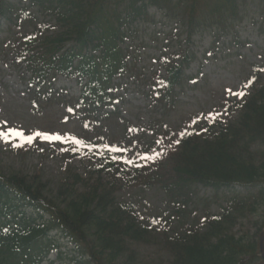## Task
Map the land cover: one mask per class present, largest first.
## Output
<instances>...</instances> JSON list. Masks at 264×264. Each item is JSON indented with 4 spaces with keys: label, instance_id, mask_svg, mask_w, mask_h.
<instances>
[{
    "label": "trees",
    "instance_id": "trees-1",
    "mask_svg": "<svg viewBox=\"0 0 264 264\" xmlns=\"http://www.w3.org/2000/svg\"><path fill=\"white\" fill-rule=\"evenodd\" d=\"M26 1L48 21L40 35L21 37L13 44V63L29 73L32 93L47 100L62 97L52 90L57 75L75 78L82 87L81 105L94 114L112 104L107 91L115 90L113 79L127 73H132L135 80L142 79L141 72L127 62L131 57L121 44L133 35L134 23L150 19L148 9L154 7L177 21L186 29L188 39L198 29L215 27L219 30L214 35L217 42L220 33L241 19L239 8L247 0ZM260 2L264 10V0ZM14 11L15 5L0 0V19H8ZM25 13L26 8L18 11L17 18L26 17ZM192 58L184 56L179 63L174 62V56L162 58L165 75L152 85L156 89L155 103L163 107L174 103V90L182 87L184 69ZM262 81L252 86L253 92L242 104L235 105L239 112L235 120L209 119L205 128L186 131L176 140L179 143L171 141L165 146V154L156 163L144 160L138 166L133 160L118 165L119 154L105 142L73 148L72 157H79L81 150L88 153L96 163L94 172L106 173L111 182L103 185L96 180L90 184L91 174L83 179L66 168L72 186L80 185L79 190H83L72 191L62 183L60 203L45 196L46 184L39 173L29 178L0 172V264H40L52 249L48 239L54 229L82 248L87 264H146L138 261L131 245L155 241L169 255L167 264H264L258 241L233 233L239 219L264 209ZM155 185L178 204L177 208L185 207L196 186L215 192L239 186L247 195H233L229 207L218 216L206 213L203 227L192 223L170 234L161 231L158 238L129 207L115 199L123 187ZM28 208L35 216L45 212L49 221L36 224L23 212ZM176 212L180 215L182 211Z\"/></svg>",
    "mask_w": 264,
    "mask_h": 264
},
{
    "label": "rangeland",
    "instance_id": "rangeland-1",
    "mask_svg": "<svg viewBox=\"0 0 264 264\" xmlns=\"http://www.w3.org/2000/svg\"><path fill=\"white\" fill-rule=\"evenodd\" d=\"M7 1L15 5V11L10 16L11 21L6 18L0 20V131L11 128L23 132L25 136L36 132L59 135L61 141L48 142L36 137L30 145H23L25 152L13 146L16 140L13 143L0 141V172L3 175L19 173L29 178L39 173L41 182L46 184L45 196L55 198L57 203L62 200L58 195L62 183L66 181V189L72 188V191L81 187L72 186L73 181L65 173L66 167L81 178H86L88 173L93 174L90 184L98 178L95 172L92 173L94 163L87 154L81 153L80 158L64 160L65 152L60 144L66 142L67 137L90 142L103 139L110 147L119 150L120 164L129 162L144 146L148 147L150 154L155 155L154 150L159 154L157 156H161V143L165 145L168 139L176 140L187 128L202 125L204 118L215 116L222 121L235 120L239 114L234 110L235 104L242 103L252 93L254 66L262 69L263 75L259 76L264 77V10L260 0H247L240 5V22L234 23L233 33H225L218 44H215L214 35L218 32L215 29H198L188 39L184 28L150 9L148 14L152 22L135 24L136 34L127 39L123 47L134 53V65L145 75L146 81L152 76H163L159 57L165 48H168L166 56H193L185 68L183 86L174 90V103L168 108L154 104L148 87L125 78L120 82L114 81L122 87L112 93L115 98L112 107H105L103 112H97L84 122L74 103L67 106L61 102L32 100L29 96V78L23 70L10 65L9 49L16 38L34 33L43 17L31 8V22L29 18L18 22L16 13L27 7L26 0ZM2 45L8 51L4 52ZM2 53L7 55L5 59ZM53 90L63 92L71 101L79 96L77 84L60 76L53 81ZM233 92H243L244 95L237 97L231 94ZM106 114L110 116L106 117ZM138 164L142 165V160ZM98 179L103 185L111 182L107 174ZM194 192L192 200L184 208H177L178 204L158 185L123 187L115 198L117 203L130 206L139 221L157 235L161 228L170 232L193 224L201 225L206 212L219 215L229 207L231 196L247 195L240 187L218 193L197 187ZM25 211L26 217H29L31 211ZM176 211L182 212L177 215ZM258 211L257 215L239 219L233 233L238 237H247L248 241L264 238V209ZM57 238L56 233L50 235L53 241ZM59 245L60 250L51 253L42 264H78L76 261H83L77 246L63 240L59 241ZM132 249L136 251L138 261L149 264H167L170 261L169 255L154 242L134 244ZM115 264H121V261Z\"/></svg>",
    "mask_w": 264,
    "mask_h": 264
},
{
    "label": "snow or ice",
    "instance_id": "snow-or-ice-1",
    "mask_svg": "<svg viewBox=\"0 0 264 264\" xmlns=\"http://www.w3.org/2000/svg\"><path fill=\"white\" fill-rule=\"evenodd\" d=\"M248 83L250 84L251 81H249ZM247 86L248 85H245V87H247ZM229 91L231 92V90H229ZM231 94L235 95L237 97H242L244 95L243 92H233ZM69 111H71V109ZM226 112H227V109H225V114H226ZM210 119L214 120L215 116L210 117ZM85 127H87V126H85ZM180 135H181V137H183L185 134L181 133ZM36 137H42L43 140L48 141V142H59V141H61V137L59 135L49 136L46 134H42L40 132H36L33 135L25 136V134L23 132H20V131H17L15 129H11V128H9L7 131H0V141H3L4 143H13V140L19 141V143H13L14 147H21L24 144L30 145ZM72 143L73 144H79L81 142L77 141V140H73ZM157 143H159V141H157ZM176 143H179V141H176ZM111 151L116 152L117 149L113 148V149H111ZM157 155H159V154H155V155H151V156L143 155V156H141V159H143V160H155L157 158ZM125 163H128V161H125Z\"/></svg>",
    "mask_w": 264,
    "mask_h": 264
},
{
    "label": "water",
    "instance_id": "water-1",
    "mask_svg": "<svg viewBox=\"0 0 264 264\" xmlns=\"http://www.w3.org/2000/svg\"><path fill=\"white\" fill-rule=\"evenodd\" d=\"M260 253H261V256L264 260V238L260 239Z\"/></svg>",
    "mask_w": 264,
    "mask_h": 264
}]
</instances>
